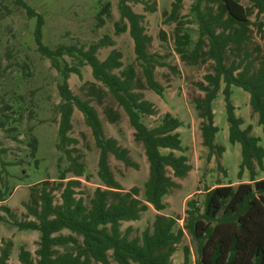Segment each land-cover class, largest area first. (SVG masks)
I'll return each mask as SVG.
<instances>
[{"label":"trees","instance_id":"trees-1","mask_svg":"<svg viewBox=\"0 0 264 264\" xmlns=\"http://www.w3.org/2000/svg\"><path fill=\"white\" fill-rule=\"evenodd\" d=\"M248 1L249 5L242 0H193L191 11L198 22L196 41L185 30L181 19L184 0H174L171 10L164 14L166 22L176 23L173 39L180 59L194 66L212 62V70L202 81L196 82L204 95L194 98L198 116L202 119V142L208 148V157L215 156L220 167L219 159L226 151L224 145L216 142L220 128L215 123L213 109V103L222 91L229 141L240 143L242 148L238 176L242 178L248 170L250 181L240 182L237 186L221 183L205 186L201 191L202 198L196 195L187 201L182 226H178L177 217L158 213L151 227L132 236L133 228L122 229V224L140 219L150 206L157 211L164 210V197L176 185L173 176L185 177L192 168L187 155L176 153L184 151L178 131L183 122L170 112L165 113L156 126L149 127L143 121V116L155 115L157 109L138 90L142 82L136 66L130 64L122 68L123 56L117 49L105 59L98 56L100 48L113 44L110 37L104 36L89 46L60 44L52 48L43 41V14L26 0H16L30 18H36L34 37L38 51L50 59L62 76L58 84L61 100L56 105L59 114L57 147L69 161L66 169H60L58 181L46 179L31 186L30 197L24 202V219H19L10 206H1L19 229L40 232L36 257L27 248H20L18 259L22 264H110V255L118 264H173L172 257L186 230L197 243L195 264H264V178L257 177L256 168L264 170V146L260 143L261 137L252 134V124L243 127L244 119L237 115L232 100L234 85L249 92L251 108L258 114V123L264 130V43L257 54L249 48L255 34L264 39V0ZM143 2L118 0L120 19L115 24L116 31H129L145 85L163 95L164 86L156 79L155 70L169 64L149 51L152 36L143 25L145 16L132 6V3ZM146 8L155 10V3L147 4ZM66 56L89 65L95 80L108 88L127 113L135 129V139L142 143L149 163V175L143 189L139 186L127 189L116 178L110 165L111 154L128 166L138 164L117 139L106 136L99 111L92 104L93 98L102 103V88L91 83L86 98L71 89L70 75L75 73L81 77L82 71L78 65L70 64ZM75 108L83 113L99 149L98 176L102 185L94 190L88 202L78 195L82 184L80 177L85 174L86 165L80 155H74L77 149L71 146L78 140L69 135ZM104 110L111 122L120 118V113L111 106H105ZM0 126L5 127L2 119ZM36 148L34 139L32 154ZM164 149L168 151L163 152ZM3 150L0 148V157ZM69 172L74 174L73 178L67 177ZM224 175H228L227 170ZM0 220L8 218L0 214ZM64 230L71 233L65 234ZM3 240L0 264H8L13 242ZM183 251L182 264H191L189 246H184Z\"/></svg>","mask_w":264,"mask_h":264},{"label":"rangeland","instance_id":"rangeland-1","mask_svg":"<svg viewBox=\"0 0 264 264\" xmlns=\"http://www.w3.org/2000/svg\"><path fill=\"white\" fill-rule=\"evenodd\" d=\"M36 11L44 16L43 41L54 48L60 44H84L99 41L104 36L112 39V45L100 48L98 56L105 59L113 50L122 53L123 67L130 64L136 66L138 78L142 82L138 90L151 101L157 113L143 116V121L153 127L159 124L165 113L170 112L178 117L183 125L178 129L181 134L184 151L177 154L188 156L192 168L182 178L173 176L176 185L164 197L166 208L157 211L153 206L143 212L140 219L122 224V229L133 228L132 236L140 235L147 227H151L158 213L177 217L178 226L184 224L187 201L196 195L202 198L204 187L216 186L218 183L237 186L240 182H249L248 170L242 178L238 172L242 161L240 143L229 141V122L225 109L224 95L220 92L213 103L215 123L220 130L216 142L226 147L219 159V167L215 156L208 157V148L203 145L201 122L195 108L194 98L204 93L196 86L204 75L212 70V62L199 65H188L180 59L175 51L173 32L176 23L165 21V11L171 10L174 0H143V3H132L133 9L144 14L143 25L152 36L149 45L151 53L158 54L161 60L169 65L156 67V79L164 86L163 95L157 94L145 85L142 67L136 59L134 41L129 31H116V22L120 19L118 0H26ZM193 0H184L181 19L184 28L193 41L198 38V22L191 11ZM249 5L248 0H242ZM155 3V10H148L147 4ZM105 9V10H104ZM100 19H103L101 21ZM36 18H30L26 10L16 0H0V119L5 127L0 126V140L3 152L0 157V214L8 220H0V251L4 240H11L13 247L8 264H22L18 253L23 246L36 257V249L40 239L37 230L19 229L7 214L2 205L10 206L19 219L26 217L24 202L30 197L32 185L42 180L58 181L60 169H66L69 161L65 153L57 147L59 143V114L56 105L60 102L58 84L62 80L60 73L52 66L50 59L41 55L35 42L34 31ZM264 39L254 35L249 48L257 54L261 52ZM260 46V47H259ZM72 65H78L82 76L72 73L69 78L71 89L75 94L86 98L91 83H96L103 90L102 103L94 100L92 104L98 109L103 121L107 137H113L119 144L129 150L130 158L138 166H128L123 161L110 155V165L121 184L129 189L139 186L143 189L149 175V163L142 143L135 139V129L131 126L124 108L118 104L108 88L95 80L92 69L87 64L78 63L76 58L66 56ZM119 72V70H115ZM223 88V86H222ZM232 100L237 115L244 119L243 127L252 124V134L261 137L264 146V130L258 123V114L250 105V94L239 86H233ZM111 106L120 113L116 122H111L105 106ZM73 129L71 137L78 140L71 147L76 148L74 155H80L86 165L85 174L80 177L82 184L78 195L89 201L94 190L102 185L98 176L99 149L96 146L91 128L86 124L83 113L75 108L73 113ZM36 139V151L32 154V141ZM168 150H163L167 152ZM258 178H264V170L259 169ZM227 170L228 175H224ZM68 178L74 174L69 172ZM59 198V192H57ZM65 234L71 231L64 230ZM184 246H189L191 264L198 257L197 243L186 230L180 243L177 244L172 259L173 264H182ZM110 264H118L110 255Z\"/></svg>","mask_w":264,"mask_h":264}]
</instances>
